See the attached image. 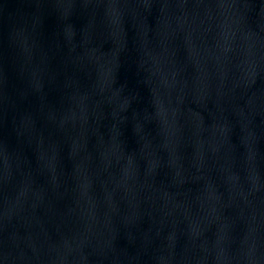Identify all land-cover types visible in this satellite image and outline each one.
<instances>
[{
    "label": "water",
    "instance_id": "water-1",
    "mask_svg": "<svg viewBox=\"0 0 264 264\" xmlns=\"http://www.w3.org/2000/svg\"><path fill=\"white\" fill-rule=\"evenodd\" d=\"M0 264H264V0H0Z\"/></svg>",
    "mask_w": 264,
    "mask_h": 264
}]
</instances>
